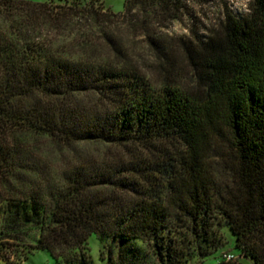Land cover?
<instances>
[{
  "label": "trees",
  "instance_id": "obj_1",
  "mask_svg": "<svg viewBox=\"0 0 264 264\" xmlns=\"http://www.w3.org/2000/svg\"><path fill=\"white\" fill-rule=\"evenodd\" d=\"M232 1L124 0L113 12L0 0V175L17 153L34 248L85 264L87 239L104 233L183 264L224 224L264 264V0L243 17ZM211 5L219 17L206 24ZM173 21L187 34L162 31ZM122 33L153 59L134 57ZM186 68L187 85L176 79Z\"/></svg>",
  "mask_w": 264,
  "mask_h": 264
},
{
  "label": "rangeland",
  "instance_id": "obj_2",
  "mask_svg": "<svg viewBox=\"0 0 264 264\" xmlns=\"http://www.w3.org/2000/svg\"><path fill=\"white\" fill-rule=\"evenodd\" d=\"M55 1L63 3L65 0ZM100 1L113 12L123 11L124 0ZM248 1L234 0L230 7L237 16L243 17L249 12ZM207 16L206 24L216 21L219 17L218 7L211 5ZM148 20L152 26L157 25L154 17H149ZM162 31L172 37L187 34V30L178 21H173ZM120 38L134 45V57L138 55L136 53H142L145 57L153 59L155 54L143 46L141 37L131 38L122 33ZM151 73H153L154 81L158 83L163 78L158 71H154L153 67ZM176 79L179 82H185L186 85L194 83V76L188 69L178 74ZM79 148L85 150L84 148L96 147L82 148L80 146ZM43 151L46 154L43 158L46 161H52V156L47 154L50 151L49 147ZM13 158L11 173L5 172L0 175V264H57L47 250L33 247L39 234L38 225L32 220H26L18 211V154L15 153ZM30 175L33 177V173ZM211 235L210 242L199 240L200 246L193 249V253L183 264H221L228 260H236L240 264H254L250 257H244L240 249L235 246V235L227 225H214ZM85 253L88 257V262L85 264H158L140 240L131 239L124 245H120L104 233L89 236Z\"/></svg>",
  "mask_w": 264,
  "mask_h": 264
}]
</instances>
